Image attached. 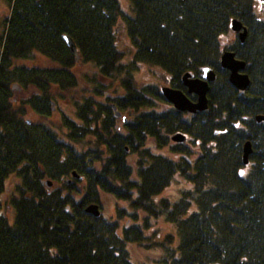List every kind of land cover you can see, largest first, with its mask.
<instances>
[{
	"label": "trees",
	"instance_id": "obj_1",
	"mask_svg": "<svg viewBox=\"0 0 264 264\" xmlns=\"http://www.w3.org/2000/svg\"><path fill=\"white\" fill-rule=\"evenodd\" d=\"M2 1L0 264H137L132 245L159 251L155 264H264V122L255 121L264 116V21L254 0H129L130 15L118 0ZM234 18L248 36L224 48ZM121 19L132 43L127 60ZM225 50L246 63L245 94L220 66ZM36 56L51 66L24 63ZM142 65L180 90L184 74L212 68L207 110L190 120L160 111V89L135 79ZM66 97L72 116L58 102ZM176 134L186 141L173 142ZM11 176L19 182L3 202ZM176 177L178 194L161 196ZM101 194L115 201L113 216L85 212L101 208ZM125 217L131 225L121 224ZM158 219L174 227L163 241L146 233Z\"/></svg>",
	"mask_w": 264,
	"mask_h": 264
},
{
	"label": "rangeland",
	"instance_id": "obj_2",
	"mask_svg": "<svg viewBox=\"0 0 264 264\" xmlns=\"http://www.w3.org/2000/svg\"><path fill=\"white\" fill-rule=\"evenodd\" d=\"M120 7L122 9V12L126 15H130V7H129V0H118ZM254 11L255 14L257 15V17L264 21V10L259 2V0H254ZM9 14V7L6 5V3L2 0H0V34L2 32L3 29V22L5 20V18L8 16ZM119 27V32L117 35V41H118V48L124 52L125 55V60L129 59L132 55V43L129 40L127 33L125 32V30L123 29V21L122 19L119 21L118 24ZM237 40L235 33H233L232 31H230L229 33H227L226 35H223L221 37V44L224 48H229L230 46H232L234 44V42ZM26 65H37V66H41V67H50L51 64L46 61V59L41 58L39 56H36L34 60L29 61V62H24ZM84 72H86V69H83L81 67H77L75 74L76 76L82 77ZM165 76V74L163 73V71H161V69H159L156 66H152V65H142L139 66L138 71L135 73V79L140 82V83H144V84H153L156 85L159 89L160 87L163 85L162 84V80L161 77ZM81 79H79L78 81H80ZM79 87L81 89H83L84 87V83L83 81L79 82ZM77 95H79V91H77L76 93ZM28 93H18L15 94L16 98H26L28 97ZM69 97L64 98V100H58L59 105L62 107L63 111L67 114H70V105H69V101L68 99ZM71 115V114H70ZM72 116V115H71ZM29 119H34V120H38V118H36L35 116H33L32 114L29 116ZM53 121L54 122H58L60 119V114L58 111H55L53 113ZM163 155L169 156V153L167 150H162L161 152ZM196 157V154L193 155V158ZM18 179L16 176H11L8 180H6L5 186H6V190L5 193L2 197L3 202H5L6 200H8V197L14 193V187L15 185L18 183ZM183 186V183L181 182V180L176 177L174 182L171 183L170 187L168 189H166L161 196L163 197H169L171 198L173 194H178V190ZM101 208L100 211L102 213V215H104L105 217H110L114 215V210H115V201L113 200V198L108 197L107 195H103L101 194ZM3 213L4 215L8 218V219H12V215L13 212L8 209V208H4L3 209ZM121 224H127V226L131 225V221L130 219H128L127 217H125L122 221ZM148 236H153L154 239L156 241H163L164 238L168 235V234H174V227L172 225H169L168 223H166L164 220L162 219H158L154 222H152V225L150 227V229L146 232ZM131 249V253H132V258L135 262H137V264H155V260L157 258V253L159 251H151V253H146L145 251L139 249L136 245H132L130 247Z\"/></svg>",
	"mask_w": 264,
	"mask_h": 264
},
{
	"label": "water",
	"instance_id": "obj_3",
	"mask_svg": "<svg viewBox=\"0 0 264 264\" xmlns=\"http://www.w3.org/2000/svg\"><path fill=\"white\" fill-rule=\"evenodd\" d=\"M262 8L264 9V0H259ZM230 30L238 36L240 43H244L248 36V30L243 25L240 19L234 18L230 22ZM64 43L71 53L77 55V48L68 36L63 37ZM220 65L222 69L229 72V82L233 87L238 91H246L250 86V78L245 73L246 63L235 58L234 53L230 51H225L220 57ZM201 77L193 78L192 74H184L182 77L183 84L188 89L189 94H195L197 96L196 103H192L187 99V97L178 90H173L168 87H163L161 89V94L165 100L173 105L175 109L181 112L196 113L205 111L208 107L207 103V93L208 85L216 80V74L209 67L201 68ZM165 78V77H161ZM115 111V109H114ZM117 116H120L116 113ZM122 121H125V118H122ZM257 123L264 122V116L259 115L255 117ZM172 141L175 143H184L186 137L182 134H176L172 137ZM252 154V146L248 141L243 145L242 148V161L245 166L249 164V157ZM73 176L76 177V174L73 173ZM47 186H50V182H46ZM85 212L95 218L101 216L98 205L92 204L85 209Z\"/></svg>",
	"mask_w": 264,
	"mask_h": 264
},
{
	"label": "flooded vegetation",
	"instance_id": "obj_4",
	"mask_svg": "<svg viewBox=\"0 0 264 264\" xmlns=\"http://www.w3.org/2000/svg\"><path fill=\"white\" fill-rule=\"evenodd\" d=\"M236 35V34H235ZM236 38H237V40H238V36L236 35ZM239 41V40H238ZM225 51H230V52H232V53H234V55H235V58L237 59V60H240V59H238L237 58V56H236V54H235V52L234 51H232V50H225ZM224 51V52H225ZM223 52V53H224ZM222 53V54H223ZM241 61H243V60H241ZM221 66V65H220ZM210 68V67H209ZM222 68V67H221ZM212 69V68H211ZM213 70V69H212ZM214 71V70H213ZM227 71V70H226ZM244 71H246V67H245V70ZM214 73H215V71H214ZM229 73V72H228ZM246 73V72H245ZM216 74V73H215ZM247 74V73H246ZM248 75V74H247ZM192 76H193V78H200L201 77V70H200V74H199V76H195V75H193L192 74ZM249 76V75H248ZM162 77H165V78H161V80H162V86L160 87V94H161V89L163 88V87H168V88H171V89H173V90H178V91H181L186 97H187V99L189 100V101H191L192 103H196V101H197V96L195 95V94H189L188 93V89L185 87V85L183 84V81H182V78H181V82H182V86H183V90H180V89H177V88H173L172 87V85H171V81H170V78L168 77V76H162ZM250 78V77H249ZM216 79H217V75H216ZM216 81V80H215ZM214 81V82H215ZM214 82H212V83H214ZM212 83H209V85H208V87L210 86V84H212ZM235 88V87H234ZM249 88V87H248ZM237 90V89H236ZM248 90V89H247ZM246 90V91H247ZM208 91H209V89H208ZM238 91V90H237ZM246 91H238L240 94H245V92ZM162 95V94H161ZM207 96H208V93H207ZM162 97H163V95H162ZM164 98V97H163ZM164 101L166 102V104L167 105H165V103L164 104H162L161 105V107L159 108V110L160 111H165L166 109H170V108H172L173 110H175V111H177V112H179V114H181L182 116H183V118L184 119H186V120H190V119H192V118H194V117H196V115H198L199 113H202V112H204V111H202V112H196V113H188V112H181V111H178L177 109H175L174 107H173V105H171L170 103H168L166 100H165V98H164ZM207 103H208V98H207ZM208 108V107H207ZM207 110V109H206Z\"/></svg>",
	"mask_w": 264,
	"mask_h": 264
},
{
	"label": "bare ground",
	"instance_id": "obj_5",
	"mask_svg": "<svg viewBox=\"0 0 264 264\" xmlns=\"http://www.w3.org/2000/svg\"><path fill=\"white\" fill-rule=\"evenodd\" d=\"M246 72V71H245Z\"/></svg>",
	"mask_w": 264,
	"mask_h": 264
}]
</instances>
